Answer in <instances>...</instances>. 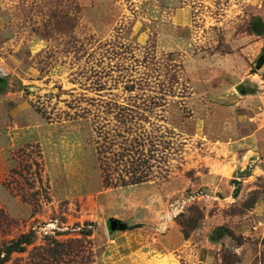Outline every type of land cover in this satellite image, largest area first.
<instances>
[{
  "label": "rangeland",
  "instance_id": "374dc122",
  "mask_svg": "<svg viewBox=\"0 0 264 264\" xmlns=\"http://www.w3.org/2000/svg\"><path fill=\"white\" fill-rule=\"evenodd\" d=\"M0 19L24 102L0 103V264H123L120 245L206 229L217 264H264V232L238 234L264 174L236 180L264 171V0H0Z\"/></svg>",
  "mask_w": 264,
  "mask_h": 264
},
{
  "label": "crops",
  "instance_id": "0c3cea01",
  "mask_svg": "<svg viewBox=\"0 0 264 264\" xmlns=\"http://www.w3.org/2000/svg\"><path fill=\"white\" fill-rule=\"evenodd\" d=\"M182 12H184V14H187V10L183 8L176 9L174 13H176V17H178L177 15H182ZM2 27V21L0 19V28ZM20 94L21 92L18 90H9L0 95V103L3 100H7L11 105L10 111L13 116L23 110L22 108L24 106V102L21 101L22 99H19ZM233 157L234 156H232L231 154L229 159H232ZM250 168L251 166H249L248 173L250 172L254 174L253 176L245 174L237 175L238 178L236 180L238 182H241L242 189L240 193L242 194L254 190L256 188L255 186L249 187L250 180L255 178V176L261 177V174H264L263 170L257 169L258 171H256L255 169L250 170ZM243 170L244 169H240V172H243ZM210 172L211 171H208V174ZM243 189L246 190L243 191ZM249 216L251 217L253 223L251 227L252 230L250 229V227L244 225L243 229L250 230L241 233L238 232V234H241L244 239L245 237H247L248 239L251 238V240H254L255 237L259 238L258 236L261 235V233L258 234V232L256 233L254 231L259 229L260 231L264 232V194H262V196H260V198L256 200L251 209V212L249 213ZM139 220L142 221L143 219L139 218ZM209 222H212V217H205L204 225H208ZM136 225L144 226V223L143 221L141 223H134V226ZM134 230H132V232H117L121 234L120 237H117V239L120 240L121 238H123V236L127 235L132 237L135 234H141V232L148 233V231L139 229V227H135ZM114 234L116 233H113L111 236L113 237ZM166 234L169 235L168 232ZM156 235L157 234H154L155 237ZM149 240L150 235L145 237L144 246L141 245L140 247H128V245H120L119 247H116L115 250L121 248V250L123 249L127 252L125 256L120 258V261L124 262L123 264H217V259L219 258L218 253L222 248L221 243L210 240L207 229L204 231H196L188 238H181L179 234L176 235V237L173 238V241L177 242V244L172 249L166 247H162V249L158 248V246L156 245L157 239H154V237H152L151 239L153 240V243H149ZM114 243L115 242L113 241L112 244ZM260 247V243L256 244L257 256L259 255ZM109 249L111 248H105L104 255L105 253H109ZM243 249L244 243L240 246H237V248L235 249V253L244 255ZM110 264L113 263L111 262Z\"/></svg>",
  "mask_w": 264,
  "mask_h": 264
},
{
  "label": "trees",
  "instance_id": "16d2710c",
  "mask_svg": "<svg viewBox=\"0 0 264 264\" xmlns=\"http://www.w3.org/2000/svg\"><path fill=\"white\" fill-rule=\"evenodd\" d=\"M262 28H263V23L260 21V19L256 18L255 20H253L251 22V25L249 26V32L251 34H254L256 36H260L262 34ZM262 62H264V50L263 53L260 57V59L258 60L257 63L262 64ZM6 84V83H5ZM5 90V85H4V81L2 79H0V95L4 92ZM139 167H142V164H138ZM133 172V176L134 179H131V183H129L130 185H139L142 184L146 181V177H143V173L142 171H132ZM139 173V176H136V174ZM260 198V197H258ZM258 198L256 200H258ZM256 200L254 201V203L256 202ZM253 203V205H254ZM252 205V207H253ZM251 207V209H252ZM185 238H188L189 236L184 235ZM31 241L28 237H20L17 241L15 242H11L10 245L7 246V253H11V252H19L22 250V246L25 244H29Z\"/></svg>",
  "mask_w": 264,
  "mask_h": 264
},
{
  "label": "water",
  "instance_id": "95a60500",
  "mask_svg": "<svg viewBox=\"0 0 264 264\" xmlns=\"http://www.w3.org/2000/svg\"><path fill=\"white\" fill-rule=\"evenodd\" d=\"M109 229L110 231H116L120 229L119 223L116 220H109Z\"/></svg>",
  "mask_w": 264,
  "mask_h": 264
},
{
  "label": "built area",
  "instance_id": "2783aa9c",
  "mask_svg": "<svg viewBox=\"0 0 264 264\" xmlns=\"http://www.w3.org/2000/svg\"><path fill=\"white\" fill-rule=\"evenodd\" d=\"M0 74H1L2 76H6V74H5L4 72H2L1 70H0Z\"/></svg>",
  "mask_w": 264,
  "mask_h": 264
}]
</instances>
